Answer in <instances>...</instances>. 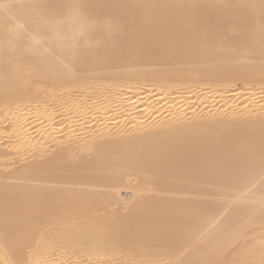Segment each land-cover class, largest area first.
Returning <instances> with one entry per match:
<instances>
[{"label":"bare ground","instance_id":"6f19581e","mask_svg":"<svg viewBox=\"0 0 264 264\" xmlns=\"http://www.w3.org/2000/svg\"><path fill=\"white\" fill-rule=\"evenodd\" d=\"M241 82L264 94V0H0V141L12 140L0 144V232L19 228L0 235L5 264H22L52 220L65 244V229H77L83 242L71 246L83 253L128 243L138 258L169 264H264L263 109L204 106L234 96ZM71 89H94L99 116L125 117L73 134L79 120L70 128L42 109L77 104ZM157 96L159 108L150 105ZM125 185L130 198L113 203L121 211L131 202L129 213L112 209L97 233L79 224L104 208V189L113 200Z\"/></svg>","mask_w":264,"mask_h":264},{"label":"rangeland","instance_id":"374dc122","mask_svg":"<svg viewBox=\"0 0 264 264\" xmlns=\"http://www.w3.org/2000/svg\"><path fill=\"white\" fill-rule=\"evenodd\" d=\"M105 75H102V78L104 77ZM101 77V76H100ZM117 78V77H116ZM115 80H117V79H115ZM247 82H249V81H247ZM247 82L246 83H244V82H241V83H239L238 84V88L240 89V91H238V92H243L242 94L241 93H238V92H236V94H234V96H230L229 98H227V99H225V100H223V99H220L218 102H211V100H208V99H206L205 100V105L204 106H207V107H209V109H208V111H210V112H212V111H216V110H218L222 105H224V104H226L227 102H229V103H231V104H235L236 105V107H234V108H237V105H241L242 104V102H244V105H242V108L244 107V109H245V106L247 107L246 109H250L251 111H256V110H258V109H263L262 111L264 112V94H262V90H260L261 88H260V86H258V85H254L253 84V86L252 85H250V86H252V87H250L249 85V90H245V89H247L248 88V86L247 85H245V84H247ZM243 83V84H242ZM250 83V82H249ZM221 85H219V87L218 88H220L221 90L220 91H224L225 89H227L226 87H228L229 86V84L227 83H220ZM241 84V85H240ZM223 85V86H222ZM247 87V88H246ZM241 88H243V89H241ZM251 88V89H250ZM74 93H75V91L76 92H79V93H76V94H79L80 95V91H77L78 89H71ZM80 90V89H79ZM93 91H94V89H92ZM89 91V92H87L86 94L84 93L83 95H80L79 96V98H78V100H79V102H77V104H75V105H73L72 103L73 102H68L66 105H65V107H64V109H63V107H60V105L59 104H56L55 102V104H50V106H48V108H47V106H46V108L45 107H41V105L39 104V102H38V104H37V102H34V104H36V105H38L40 108H42V109H44L43 111H47L48 109H51L53 112H56V116L58 115L59 116V118L57 119L60 123H61V121H62V119H63V121L62 122H64V121H66L65 123L66 124H68V125H70V128H71V126H72V124H73V122H75L76 120H79L78 121V125L75 127V129L73 128V129H71V130H73V131H75V132H73V134L75 133V135H80V133L83 131L84 133H85V135H89V134H91V133H93V132H95L97 129H99V130H101L102 132H104L105 131V127H106V124L107 123H109L108 121H107V119H110V118H117L118 116V120H120L121 118H123V117H125V116H122L124 113H119V114H109V115H106V116H99L98 114L99 113H97L96 112V109L98 108V106H100V104L102 105V101H101V99H99L98 97H94V98H92V96H93V94H94V92L93 91ZM211 90V89H210ZM242 90V91H241ZM260 90V91H259ZM72 91H70L71 92V94L72 95H74V93L72 92ZM148 91V90H147ZM145 92V95H143V96H146L147 94L148 95H150L151 93H149V92H151V91H153V90H149L148 92ZM226 91V90H225ZM264 91V90H263ZM195 93H196V89L194 90V91H192L191 93H190V95L188 94V96L189 97H194V95H195ZM238 93V94H237ZM70 94V93H69ZM244 94V95H243ZM178 95H180V94H173V96L172 97H175V96H178ZM40 97H42V95H39ZM84 98H83V97ZM245 96V97H244ZM68 97H71V95L70 96H68ZM93 100H92V99ZM244 100V101H243ZM162 101V96H157L156 97V100L155 101H153L152 103H150V105L151 106H156V107H160L161 105H163V103L161 102ZM224 101V102H223ZM100 102V103H99ZM226 102V103H225ZM87 105H86V104ZM34 104L32 103V104H29V106L31 105L32 107L34 106ZM70 104V105H69ZM108 105H111V103H107ZM107 104H104L105 106L107 105ZM199 104V103H198ZM35 105V106H36ZM58 105V106H57ZM201 105V104H200ZM200 105H197V108L200 106ZM235 105H233V106H235ZM35 106L33 107V108H35ZM38 106H36V108L38 109L37 111H42V109H40ZM203 106V107H204ZM31 107V108H32ZM57 107V108H56ZM70 107V108H69ZM179 107V106H178ZM253 107V108H252ZM30 108V110H32L33 112L35 111L33 108L31 109ZM35 108V109H36ZM60 108V109H59ZM182 108H184V106H182ZM181 108V106L179 107V108H177V109H179V111H181V110H183ZM186 108V107H185ZM255 108H257V109H255ZM93 109H95V110H93ZM132 109V110H131ZM196 109V107L195 108H193L192 110H195ZM50 110V111H51ZM130 112H128L127 113V115H130V114H135V113H137L136 111H138V109L137 110H134L133 108H130ZM32 111H29L30 113H32L33 114V112ZM49 111V110H48ZM59 111V112H58ZM95 111V112H94ZM134 111V112H133ZM139 112V111H138ZM28 113V112H27ZM213 113V112H212ZM61 114V115H60ZM70 115V116H69ZM162 114H160V116H161ZM193 114H191V115H188V117H186V119H185V121L186 122H191L192 121V118H193V120H195L196 118L195 117H197V116H195V115H193ZM227 115H230V114H227ZM34 116V115H33ZM145 116V118H143V120L145 121L146 120V122H153V120L154 119H156V118H158L159 117V115H158V117H153V118H151V116L150 115H148V114H146V115H144ZM164 116V115H163ZM192 116V117H191ZM75 117H78L77 119H75ZM162 117V116H161ZM28 119V122L26 121V123L25 124H27L26 126H28V125H31V123L32 122H34V117L32 118V115H29L28 117H27ZM188 118V119H187ZM66 119V120H65ZM68 119H70L71 121H69V123L67 122L68 121ZM75 119V120H74ZM2 120V119H1ZM6 120V119H5ZM5 120H2L1 122H3V128H4V130H6L7 131V129L8 128H10V127H8L9 126V122L8 121H6L5 122ZM57 120H55L54 121V123H57L58 121ZM117 120V121H118ZM148 120V121H147ZM187 120H189V121H187ZM30 121V122H29ZM258 121V120H257ZM256 121V122H257ZM259 122H264L263 120H259ZM66 124H63L62 126H60V129H63L64 130V132H66V130L65 129H67V132L69 131L68 130V127L69 126H67ZM65 125L67 126V128L65 127ZM74 125V124H73ZM86 125V126H85ZM83 126V127H82ZM89 126V127H88ZM30 127V126H29ZM62 127V128H61ZM79 128V129H78ZM126 128V127H125ZM125 128H118V129H116L117 131H119L120 132V129H122L123 131H126L127 130V128H126V130H125ZM55 129H57V131H62V130H60L59 128H56L55 127ZM82 129V130H81ZM96 129V130H95ZM93 132H92V131ZM122 130H121V132H122ZM5 131V132H6ZM77 131V132H76ZM79 131V132H78ZM2 132H4V131H2ZM64 132H63V134H64ZM88 132V133H87ZM1 133V132H0ZM2 134V133H1ZM4 135H5V133H3ZM7 134H8V132H7ZM9 134H11V132L9 131ZM9 134L7 135V136H9ZM9 138V137H8ZM12 140L11 139H7V138H4L2 141H0V144H3V143H7V144H9L10 142H11ZM136 179V178H135ZM128 181H130V180H128ZM126 182H127V180H126ZM133 183H131V185H132ZM136 184V180H135V182H134V185ZM60 185H62L63 186V184H59V183H57L56 185H55V189L57 190L58 188L60 189ZM133 185V186H134ZM190 185H191V183H190ZM127 185H125L122 189H120L119 190V192H120V194H121V197L119 196V194L117 193L116 195V198H113V200H112V196H110L109 198H108V196H109V191H112V190H110V189H104V191H102L103 193H106V200H105V202H104V208H102L101 210H99V212L98 211H96L95 212V214L93 213V219L92 220H87V219H83L82 218V216H81V219H78L77 221L79 222V224L80 225H85V226H83V227H85V228H88L89 227V229H91V231H90V233L92 232V233H97V231L99 230V226L100 225H103V224H107V223H104V219L106 220L107 218H105V217H108V215H110L109 213H113L112 211H114V212H116V210H118L119 209V211H120V208L116 205V204H114L113 202L115 201L114 199H117L118 197L119 198H121V199H123V198H125L124 196H126V194H128V197L130 198V193H132L131 192V189H129L128 187H126ZM132 186V187H133ZM191 186H193V183H192V185ZM190 186V187H191ZM187 187V186H186ZM193 187H195V186H193ZM129 190H128V189ZM152 188V186H150L149 187V191H143V192H145L144 194L145 195H151V194H153V191H154V188H153V190L151 189ZM188 189H191V188H189V187H187ZM152 191H151V190ZM122 190V191H121ZM187 190V189H186ZM193 190V188L191 189V191ZM126 191V192H125ZM190 191V190H189ZM142 192V193H143ZM149 192V193H148ZM108 193V194H107ZM111 193V192H110ZM148 193V194H147ZM124 194V195H123ZM105 195V194H104ZM115 197V196H114ZM123 197V198H122ZM111 198V199H110ZM107 199H108V202L109 203H107ZM112 200V201H111ZM72 201V200H71ZM111 201V202H110ZM108 204V205H107ZM130 206V208H131V206H132V203L130 202V203H128ZM115 205L117 206V208L115 207ZM114 206V207H113ZM121 206V205H120ZM125 206V205H124ZM124 206H122L123 208L121 209V211L120 212H122L123 210L125 211L124 213H122V214H127V213H129V211L128 210H130V208L129 209H127L128 208V205H126L125 207ZM107 207V208H106ZM82 208H83V210H82ZM90 208V209H89ZM126 208V209H125ZM113 209V210H112ZM79 210V212H83V213H85L87 210L88 211H92L91 210V206H87V205H81V207L78 209ZM112 210V211H111ZM126 210H127V212H126ZM98 212V213H97ZM104 212H106V213H104ZM106 215V216H105ZM95 217V218H94ZM94 220V221H93ZM102 220V221H101ZM54 220H52V221H50V222H47L46 224H44L43 226V230L41 229H39L40 231L38 232V234L40 235L41 234V237L39 236V235H37L38 237H35L34 238V240L31 242V244L29 243V244H27V247H26V249L23 251V252H21V258H22V261H24V262H22V264H158L159 262H158V260L160 261L161 259H163V260H161L160 261V263H162V264H169V263H172L171 262V260L169 261V258H165V257H162L161 259L160 258H157L156 259V257L154 258L153 256V258L150 256V255H146V256H141V258H138V257H140L138 254H136L134 251H132L130 248H129V245H128V243H123V244H120V246L119 247H115L114 245H107V247L106 246H104L103 245V247L101 246V250L99 249V251H102L103 252V254H102V252H93V250L91 251L90 250V248H89V250H87V252H85V253H83V251L82 250H78V249H76L77 248V243H79L80 241H81V239H83L82 238V236L81 237H79V232L77 231V229L76 228H74V227H71V229H69L70 227H67L65 230V233H64V235H66L67 233V235L66 236H73L74 238H73V240L71 239L72 237H70L69 236V239L67 238L66 240H64L65 242H67V240H68V242L65 244L64 242H62V241H59V239L55 236L56 235V233L58 232L57 230H58V228H57V230H56V227H57V225H54V223L55 222H53ZM82 221V222H81ZM93 221V222H92ZM53 222V223H52ZM103 222V223H102ZM90 224V225H89ZM100 224V225H99ZM115 224V225H114ZM48 225H50V226H48ZM117 225V223L116 222H114V223H111V225H110V227H114V226H116ZM91 226H93V228L91 227ZM47 229L46 231H45V229ZM51 228V229H50ZM52 228H54L53 230H52ZM74 228V229H73ZM141 228V227H140ZM76 229V230H75ZM88 229V230H89ZM18 231H19V228L17 229ZM17 230L16 229H12V230H5V231H3V232H0V235L1 236H4V237H6V236H11V235H14L15 233H17ZM69 232H68V231ZM70 230H71V232H70ZM74 230V231H73ZM96 230V231H95ZM42 231V232H41ZM73 231V232H72ZM77 231V233L79 234V235H75L74 233ZM95 231V232H94ZM8 232H9V234H8ZM36 232V231H35ZM48 232V233H47ZM56 232V233H55ZM42 233H44L46 236H48V237H46L44 234H42ZM47 233V234H46ZM54 233V234H53ZM71 233V234H70ZM76 233V234H77ZM160 232L159 231H154V232H151V234L154 236V237H158V236H160V234H159ZM6 234V235H5ZM34 234V233H33ZM51 234V235H50ZM35 235V234H34ZM44 235V236H43ZM79 237V239H78V241H77V237ZM55 237L57 238V240L55 239ZM46 241H45V240ZM72 240V242H71V240ZM51 240V241H50ZM53 240H55V242L53 241ZM47 242V243H49V247H45V248H40V250H37V249H39V248H36L35 246H36V244L37 243H41V242ZM53 241V242H52ZM57 241H59V243H57ZM81 242H83V241H81ZM62 243V244H61ZM69 243V244H68ZM72 243H75L76 245H72V246H75V247H72L71 246V244ZM123 245V246H122ZM193 245H196V244H193ZM193 245H189L188 247H190L189 248V251H190V249L191 250H194V249H192V247H193ZM70 247H72V248H70ZM105 247V248H104ZM112 247V248H111ZM115 247V248H114ZM188 247L186 248V250H188ZM196 247V249H198V248H201V246H199V244L197 243V246H195ZM33 248V249H32ZM70 248V249H69ZM104 248V249H103ZM121 249V250H120ZM127 249H128V251H127ZM130 249V250H129ZM109 250V251H108ZM116 251V252H114V251ZM57 251V252H56ZM91 251V252H90ZM129 251H131V252H129ZM60 252V253H59ZM108 252V253H107ZM112 252V253H111ZM127 252V253H126ZM91 253H93V254H91ZM107 253V254H106ZM125 253V254H124ZM132 254V255H131ZM103 255V256H102ZM153 255H155V254H153ZM127 256V257H126ZM149 256V257H148ZM156 256V255H155ZM127 258V259H125V258ZM129 257V258H128ZM137 257V258H136ZM142 257H143V259L145 258V260H143L142 259ZM181 257H183V256H181ZM133 259V260H131V259ZM149 258V259H148ZM151 258V259H150ZM129 259V260H128ZM141 259V260H140ZM175 259H173V261H174ZM26 261V262H25ZM129 261V262H128ZM135 261V262H134ZM140 261V262H139ZM149 261H153L152 263L151 262H149ZM156 261V262H155ZM165 261V262H164ZM167 262V263H166ZM159 263V264H160ZM224 263H226V257H225V260H223V259H220L219 261H217L215 264H224ZM0 264H5V262H4V259H2V257L0 256Z\"/></svg>","mask_w":264,"mask_h":264}]
</instances>
